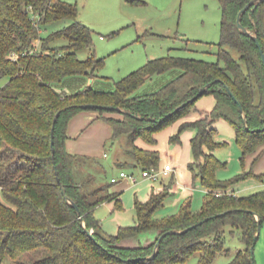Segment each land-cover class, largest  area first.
Listing matches in <instances>:
<instances>
[{
	"label": "trees",
	"instance_id": "1",
	"mask_svg": "<svg viewBox=\"0 0 264 264\" xmlns=\"http://www.w3.org/2000/svg\"><path fill=\"white\" fill-rule=\"evenodd\" d=\"M218 1L223 11L218 62L168 54L123 77L113 91L86 86L69 93L68 78H93L105 62L96 55L78 57V51L93 46V30L79 20L78 8L63 0H0V264H185L195 254H199L198 264H210L219 253L229 251L227 229L245 246L230 264H253L257 215L264 225V190L239 195L233 189L239 182L260 177L253 171L244 170L226 181L217 177L226 162L215 155L222 143L215 140L213 124L224 119L233 127L243 161L259 154L264 146V63L256 42L238 27V14L251 0ZM62 22V28L48 33ZM241 22L264 49V2L247 10ZM59 39L66 43L53 45ZM175 69L180 74L159 91L135 95L148 79ZM210 83L203 96L215 97L211 114L183 123L171 138L172 143L181 142L185 131H196L191 140L194 162L188 167L206 188L200 210L193 211L188 201L178 213L156 218L170 184L154 190L148 200L136 201V224L108 234L95 211L105 202L122 208L121 192L111 191L113 182L92 190L79 182L75 174L79 155L70 153L66 145L71 119L79 112H98L97 119L112 127L113 139L128 136V152L136 166L160 168V152L142 148L137 141L157 145L156 134L193 112L203 96L176 109ZM226 87L239 100L243 115ZM90 103L117 106L126 113L117 119L103 115L116 111L81 107ZM169 113L173 115L166 118ZM61 185L79 206L80 214L66 201ZM230 210L186 233L168 234L156 258L149 259L164 233L185 230ZM143 232H155L156 237L149 244L122 246L124 240L138 238Z\"/></svg>",
	"mask_w": 264,
	"mask_h": 264
},
{
	"label": "rangeland",
	"instance_id": "2",
	"mask_svg": "<svg viewBox=\"0 0 264 264\" xmlns=\"http://www.w3.org/2000/svg\"><path fill=\"white\" fill-rule=\"evenodd\" d=\"M78 8L79 20L93 30V46L78 51L80 59L96 55L104 59L102 67L93 78L73 76L67 79L69 93L76 92L74 85L90 86L95 91H113L117 82L126 75L144 66L149 60L158 59L168 54L186 58L203 59L218 62V50L221 39L223 11L218 0H63ZM62 23L50 27L48 33L62 28ZM45 32V34H48ZM66 43L64 39L56 40L53 45ZM232 53L239 57L236 50ZM179 69L157 75L140 86L135 95L147 96L159 91L165 84L176 78ZM91 79H94L91 82ZM78 85V86H79ZM71 86V88L69 87ZM86 87V86H84ZM83 87V88H84ZM84 113L75 115L69 125L78 126L79 136L69 135L79 155L75 174L79 182L85 183L88 190L111 184V179L119 177L123 168L128 173H135L137 182L121 179L113 183L112 192H121L122 208H116L115 202H105L96 208L95 215L102 221L103 229L108 234H116L120 226L134 225L137 220L136 201H145L151 192L152 185L164 186L163 183H151L141 177L142 167L116 164L119 155L132 159L124 151V142L128 136L113 139L112 127L103 119L90 120ZM84 114V117H83ZM98 115V112H96ZM106 117L123 119L122 114L106 112ZM72 124V125H71ZM215 140L222 143L215 150V155L226 165L219 168L217 177L229 180L244 170L253 171L260 177L252 178L253 187L243 190L237 183L233 188L239 195H250L264 190V147L261 155H248L243 161L242 148L236 141L231 125L216 122ZM142 141V140H141ZM130 146V145H129ZM123 148V149H122ZM125 171V172H126ZM126 172V173H127ZM127 173V174H128ZM90 180L88 181V179ZM168 189H170L168 187ZM205 191L201 180H195V189L191 196L176 202L179 195H168L164 207L155 213L162 219L178 213L186 201H191L193 211H198L205 200ZM186 200V201H185ZM226 248L228 253H219L210 264H230L233 258L245 246L238 235L231 236L227 229ZM155 232H143L138 238L124 240L121 244L137 247L139 243L147 244L155 238ZM153 238V240H152ZM152 240V241H151ZM255 261L264 264V225L255 246ZM199 254L192 255L185 264H198Z\"/></svg>",
	"mask_w": 264,
	"mask_h": 264
},
{
	"label": "crops",
	"instance_id": "3",
	"mask_svg": "<svg viewBox=\"0 0 264 264\" xmlns=\"http://www.w3.org/2000/svg\"><path fill=\"white\" fill-rule=\"evenodd\" d=\"M93 81H94V79H91V82H93ZM78 85L77 86L74 85L75 89H77V90L80 88H83L84 86H88V84H86V85L81 84L79 86ZM69 87L71 88V86H69ZM215 103H216V100H215L214 95H205L202 98H200L197 101L196 108L193 112H191L188 116L168 125L167 127H165L164 129H162L161 131H159L156 134V139L158 141L157 145H150V144H147L146 142L141 141V140L137 141V145L142 147V148L158 150L160 152V154H161V160H160V165H159L160 168H163L166 164H171L173 170L168 175L164 176L162 178V180H160L159 182L163 183L164 186H168L171 184V187L169 189V191H170L169 195L178 194L179 199H177L176 202H181L184 199L191 196L192 193L194 192V189H195V180L200 179L199 177H197L196 173L193 172L192 170H190V168L188 167V165L190 163L194 162L191 140L195 136L196 131L195 130L185 131L181 136V142L172 143L171 138L175 134L178 133L179 127L183 123H185L187 121H196L199 119L207 118L211 114V111L214 108ZM84 112H86L84 114L87 116V117H84V114H83V117L85 119L87 118V119H89V121L97 119L98 115L96 114V112H94V111H84ZM216 122L217 123L218 122L223 123V122H225V120L219 119V120L215 121L213 124V127H214ZM81 125H82L81 122L78 125L75 123L73 126L69 125V128H68V138H67L66 145H67V150L72 154H76L77 151L74 148H72L73 145H70L69 138H71V137H69V135H73V133H74V134L79 136L78 126H81ZM232 129H233V127H232ZM233 132L235 134L234 129H233ZM126 143L127 142H124L123 147H124V151L128 152V148H127ZM263 147L264 146H262L261 148H263ZM116 164H119L122 167H123V165H131L134 168L139 167V166H136L137 161L135 160V158L133 156H132V159H130L128 157H123V155H121V156L119 155V158H118ZM122 171H126V170L123 168ZM128 174H130V173H128ZM131 174H135V173H131ZM125 179H127V178H125ZM120 180L121 179H119L118 181H120ZM127 180H129V179H127ZM251 180H253V179H249V180H245V181L241 182L240 184H242V185H241L240 190L241 189L247 190V189H250L251 187H253V183L251 182ZM145 181H149V180H145ZM149 182H151V181H149ZM159 182H156V183H159ZM151 183H153V182H151ZM164 186L160 187V186L152 185L151 186L152 189H151V192L148 196V199L150 198V196L154 190L160 191L161 189L164 188ZM203 189L206 193V188L204 186H203ZM186 203H187V201L185 203H183L182 205H184ZM155 237H156V234L153 236V238H155ZM153 238H152V240H153ZM149 243H151V242H148L147 244H149Z\"/></svg>",
	"mask_w": 264,
	"mask_h": 264
},
{
	"label": "water",
	"instance_id": "4",
	"mask_svg": "<svg viewBox=\"0 0 264 264\" xmlns=\"http://www.w3.org/2000/svg\"><path fill=\"white\" fill-rule=\"evenodd\" d=\"M263 2H264V0H251V1H249V3H247V5H246V6H245V7L239 12L238 17H237V22H238V27H239V29L242 30V31H243L244 33H246L247 35H249L250 37H252L253 40L256 42V45H257V47L259 48V51H260V54H261V56H262V60H263V63H264V49H263V47H262V45H261V42L259 41V38H258L256 35H254L253 33H251L246 27H244V25H243L242 22H241V20H242V16H243V14H244L247 10H249L252 6H255V7L258 6L259 4H261V3H263ZM214 82H216V81H214ZM211 84H212V83H210V84H208V85L202 87V88L199 90V92H198V93H197V94H196L191 100H189V101L183 103L182 105H180V106L176 109V111H179L181 108H184V107L187 106L189 103H191V102L195 101L196 99H198L199 97L203 96V95L205 94V92L207 91L208 87H209ZM226 88H227V92H228V94H229V95L233 98V100L238 104V106H239V110H240V113L243 115L244 110H243V107H242V105L240 104L239 100L235 97V95L233 94V92L231 91V89H230L229 87H226ZM81 107H82L83 109H85V110H87V109H98V110H108V111H116V112H119V113H126L122 108L117 107V106H109V105H101V104L90 103V104H83V105H81ZM172 115H173V113H169V114H167L166 118H168V117H170V116H172ZM58 117H59V114H58V116H57V118H56V120H55V124H56V122H57V120H58ZM136 118H138V119H140V120H144V119H145V117H142V116H136ZM244 123H245V124L247 123V121H246L245 118H244ZM55 129H56V127H55V125H54L53 130H52V151H53L54 154H55V151H56V149H55ZM54 160H55V157H54ZM60 184H61V182H60ZM61 186H62V185H61ZM62 190H63V194H64V196H65L66 201L72 203L73 206L77 209V211H78L79 214H80L79 206H78L75 202H73V201L67 196V194H66V192H65V190H64V188H63V186H62ZM229 212H231V210H230V211L223 212V213H220V214H218V215H216V216H213V217H207V218H205L204 220L200 221L199 223L194 224V225L190 226L189 228H187V229H185V230H182V231L171 230V231H168V232L164 233L163 235H161V236L159 237V239H158V241H157V243H156L155 251H154V253L149 257V259L152 260V259H155V258H156V256L158 255V250H159V247H160V245H161V242H162L163 238H164L165 236H167L168 234H183V233H186V232H188L189 230H192V229L196 228L197 226H199V225H201V224H204L205 222L211 220L212 218L219 217V216H223V215H225V214H227V213H229ZM257 218H258V229H257V233H256L255 238H254L255 245H256V243H257V240L259 239V236H260V233H261V229H262V219H261V217H260L259 215H257ZM84 227H85V231L87 232V234H88L93 240H95V236H94V234H93V231H90V230L86 227L85 224H84ZM255 245H254V246L252 247V249H251V254H252L253 264H255Z\"/></svg>",
	"mask_w": 264,
	"mask_h": 264
},
{
	"label": "built area",
	"instance_id": "5",
	"mask_svg": "<svg viewBox=\"0 0 264 264\" xmlns=\"http://www.w3.org/2000/svg\"><path fill=\"white\" fill-rule=\"evenodd\" d=\"M173 170L171 164H166L163 168H151L142 170L141 177L145 180H149L153 183L159 182L162 178L168 175ZM129 179L133 182H137L138 178L135 174H127L125 171H122L119 177L112 178V182L116 183L119 179Z\"/></svg>",
	"mask_w": 264,
	"mask_h": 264
}]
</instances>
